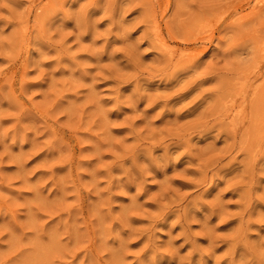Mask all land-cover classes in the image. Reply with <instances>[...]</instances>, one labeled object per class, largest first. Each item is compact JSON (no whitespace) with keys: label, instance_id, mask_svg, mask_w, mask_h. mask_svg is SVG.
<instances>
[{"label":"rangeland","instance_id":"374dc122","mask_svg":"<svg viewBox=\"0 0 264 264\" xmlns=\"http://www.w3.org/2000/svg\"><path fill=\"white\" fill-rule=\"evenodd\" d=\"M0 264H264V0H0Z\"/></svg>","mask_w":264,"mask_h":264}]
</instances>
